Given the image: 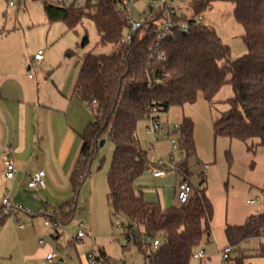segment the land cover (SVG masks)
Masks as SVG:
<instances>
[{"label":"trees","instance_id":"16d2710c","mask_svg":"<svg viewBox=\"0 0 264 264\" xmlns=\"http://www.w3.org/2000/svg\"><path fill=\"white\" fill-rule=\"evenodd\" d=\"M214 1L192 2L195 15L184 18L190 34L177 31L161 42L157 56L152 55L151 48L156 44L155 29L162 11L128 45L121 43L128 25L126 10L116 11L121 0H100L97 5L87 0L81 7L44 1L49 23L63 21L68 31H75L89 19L95 25L98 44L113 49L108 54L88 52L79 61L75 92L90 106L94 118L82 134L80 157L71 176L74 196L54 217L63 225L72 219L95 150L103 139L109 138L115 144L108 173L112 215L126 218L127 223L122 222L125 236L143 252L144 264H192L203 239L211 237L214 215V204L206 189L194 187L188 203L170 208L148 202L135 191L136 179L150 167L148 151L137 136L138 123L150 110L157 108L161 115L173 106L196 103L200 94L213 103L221 88L230 83L233 96L227 103L231 108L213 121L215 137L244 142L258 139L259 145L264 146V0H222L235 4V18L245 29L248 52L237 59L231 58L230 47L212 27L195 21L197 14ZM179 145L185 155L180 169L190 175L189 158L197 151L190 117L182 120ZM0 213L4 216L2 207ZM225 233L232 248L248 239H264V210L249 216L241 225H228ZM143 236L159 239V246L143 245ZM258 254L264 257V243ZM98 263L109 264L105 253L97 259ZM230 264H245V257H231Z\"/></svg>","mask_w":264,"mask_h":264},{"label":"rangeland","instance_id":"374dc122","mask_svg":"<svg viewBox=\"0 0 264 264\" xmlns=\"http://www.w3.org/2000/svg\"><path fill=\"white\" fill-rule=\"evenodd\" d=\"M44 1L0 0V26L9 33L16 32L14 39L17 38L16 42L22 45L24 55H35L39 50H43L45 61L64 62L58 71L66 73L67 70L77 68L78 62L88 52H112L111 46L98 44L95 25L89 19L79 24L75 31H68L63 21L49 23L44 11ZM68 1L82 6L87 0ZM194 1L196 0L182 2L181 7L188 8V12H184H187L189 17L195 15V4H192ZM151 4L152 0H135L129 10L131 19L141 20L142 13ZM177 9L181 12L178 6ZM234 11L233 2L216 0L197 15H201L203 23L212 27L230 47L231 58L237 59L245 55L248 49L244 41L245 29L236 20ZM85 39L88 40L86 43ZM31 74L36 79L40 76L37 68ZM230 79L231 76H228L227 80ZM232 96V86L227 83L217 93L213 103H208L201 97L192 105L173 106L169 110V117L162 115L170 122L179 118L183 120L184 117L194 120L197 153L189 158V177L195 189H206L207 196L217 204L219 221L222 215H225L226 226L241 225L249 216L264 210V146L259 145L258 139L244 142L226 136L215 137L213 132L212 122L231 108L227 100ZM147 125L146 118L138 123L137 136L142 147L148 151L149 166L156 167L158 154L153 150L151 138L147 136ZM162 141L165 142L159 146L165 151L168 143L166 140ZM114 152L115 144L109 138L105 139L103 146L96 148L89 174L76 200L74 215L64 223L61 230L62 239L53 238L50 229L51 233L48 231L46 240L60 251L71 249L76 258L80 256L83 259V255L86 256V253L90 252L95 255L97 261L102 253H105L109 264H144L145 256L133 241H130L128 250H125L124 246L128 243L122 222L127 223V220L122 215H112L109 204L108 173ZM177 157L179 163L185 160L182 154H177ZM205 164H208L209 168L204 174ZM180 181L181 178L177 174L155 178L151 171L147 170L136 179L135 188L138 193L143 194L146 201L170 208L177 205L176 187ZM253 198L257 199V203L251 205L249 200ZM80 229L84 230L87 236L79 241L75 237ZM263 243L264 239L261 238L248 239L233 248L232 256L245 257V264H264V257L258 254ZM215 245V242L210 243L204 238L200 247L209 253ZM204 260L194 258L192 264H201Z\"/></svg>","mask_w":264,"mask_h":264},{"label":"crops","instance_id":"0c3cea01","mask_svg":"<svg viewBox=\"0 0 264 264\" xmlns=\"http://www.w3.org/2000/svg\"><path fill=\"white\" fill-rule=\"evenodd\" d=\"M67 3L75 5L63 0V4ZM175 5L187 15L188 8L181 7L182 2ZM15 34L0 26V207L2 198L8 194L12 201L23 204L35 214L19 213L25 225L17 228L12 218L0 213V264H43L51 251L59 252L60 257L47 264H89L90 252L83 255V259L76 258L71 249L60 251L50 244L46 236L51 230L44 223L47 216L58 212L74 196L71 176L80 157L82 134L94 118L88 104L75 92L79 62L77 68L66 73L58 71L64 62H46L44 58L42 63L36 64L34 55H24L22 45L14 39ZM36 68L40 72L37 79L30 76ZM162 115V121H169ZM164 115L169 117V111ZM174 121L182 122V119ZM194 140L196 145L195 122ZM163 142L159 141L153 148L158 157L170 152L168 142L165 151L159 146ZM9 158H13L16 165L13 180L6 177ZM40 170L46 172V188L30 189V175ZM213 204L215 218L208 242L216 245L209 253L199 246L197 251L203 250L206 254L201 264H220V250L228 245L226 217L222 215L219 221L217 204ZM42 239L45 242L40 244Z\"/></svg>","mask_w":264,"mask_h":264},{"label":"built area","instance_id":"2783aa9c","mask_svg":"<svg viewBox=\"0 0 264 264\" xmlns=\"http://www.w3.org/2000/svg\"><path fill=\"white\" fill-rule=\"evenodd\" d=\"M135 0H121L119 6L116 8L117 12L121 10H126V17L128 20V25L125 28L122 37V44H131L134 40L137 32L153 17L162 11V16L160 17L159 22L157 23L155 32H156V44L152 46L151 51L152 55H158V49L160 48L161 42L164 40L173 37L177 31H181L186 35L190 34V26L187 20H184L185 17L190 18L182 11L179 12L176 2L180 3L184 0H152L151 6L142 13L141 20H132L129 14L130 6ZM52 4H63V0H50ZM92 5H97L100 0H90ZM13 4L12 2L10 3ZM178 19H183L179 21ZM197 24L203 23L202 16L197 15L195 17ZM45 55L43 50H39L34 55V62L40 64L44 61ZM32 77V75H30ZM89 106V105H88ZM90 108V106H89ZM167 114V113H164ZM162 115V114H161ZM146 119L148 120L147 125V136L152 140V147L155 148L156 144L159 141L166 140L170 145V152L167 156H159L156 161V167H150L149 170L154 177H163L169 174H177L180 176L181 181L176 187V200L178 205H184L188 203L193 192L194 185L192 184L189 175H186L182 172L179 166V159L177 154H182L180 145H179V136L181 134L182 122L179 121H162L160 115L157 111V108L150 110ZM185 156V155H184ZM209 168L208 164L203 166V173L205 174L206 170ZM148 170V171H149ZM16 174V165L13 158H9L6 162V177L13 180ZM28 187L30 189H44L46 188V172L44 170L36 171L32 173L29 177ZM251 205L257 203V199L253 198L249 200ZM2 212L4 216H10L14 220L17 228L24 227V221L19 218V213H25L27 215L33 216L35 213L26 208L23 204L15 203L12 201L8 194H5L1 202ZM45 225L52 230V237L57 239H62L61 230L63 229V224L60 219H57L53 215H49L45 218ZM87 235L84 230L80 229L75 237L76 240H81ZM127 239V238H126ZM130 241L133 239H127V245L124 246L125 250H128ZM45 240H40V244H43ZM134 242V241H133ZM143 245H149L153 243L156 248L159 246V239H152L149 236H143L141 238ZM232 254V247L225 246L220 250L221 262L220 264H230V258ZM60 257L59 252L51 251L44 258L43 264L52 263ZM206 257L205 251L200 250L196 251L194 258L203 259ZM95 255L92 253L88 254V260L90 264H96Z\"/></svg>","mask_w":264,"mask_h":264},{"label":"water","instance_id":"95a60500","mask_svg":"<svg viewBox=\"0 0 264 264\" xmlns=\"http://www.w3.org/2000/svg\"><path fill=\"white\" fill-rule=\"evenodd\" d=\"M105 143V139H103L100 143V146H103V144Z\"/></svg>","mask_w":264,"mask_h":264}]
</instances>
